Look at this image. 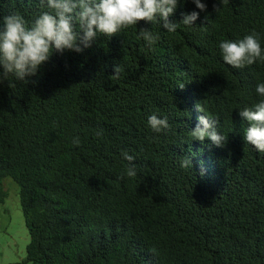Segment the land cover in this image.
<instances>
[{
  "label": "trees",
  "instance_id": "obj_1",
  "mask_svg": "<svg viewBox=\"0 0 264 264\" xmlns=\"http://www.w3.org/2000/svg\"><path fill=\"white\" fill-rule=\"evenodd\" d=\"M202 3L179 0L169 18L200 12L192 28L141 21L81 53L53 51L27 82L11 78L14 88L0 78V204L10 178L30 235L15 264H264V153L246 144L239 116L260 99L264 62L235 69L219 49L254 31L264 48V0ZM40 11L39 0H0V27L5 15L31 22ZM140 29L159 34L154 50L141 51ZM152 114L170 129L153 132ZM207 114L223 147L189 136ZM122 151L137 173L123 180Z\"/></svg>",
  "mask_w": 264,
  "mask_h": 264
},
{
  "label": "clouds",
  "instance_id": "obj_2",
  "mask_svg": "<svg viewBox=\"0 0 264 264\" xmlns=\"http://www.w3.org/2000/svg\"><path fill=\"white\" fill-rule=\"evenodd\" d=\"M192 2L201 12L207 10L202 0ZM178 4L179 0H39L41 11L31 22L19 12L3 16L0 27V66L3 72L0 78L9 79L10 86L14 88L11 78L27 82L26 77L37 75L53 51L61 54L66 50L81 53L91 46L98 35L111 38L126 29L137 28L141 21L159 24L169 33H175L181 25L194 27L200 12L182 14L180 23L169 19ZM137 39L144 41L141 51L154 50L153 46L160 36L152 30L140 29ZM219 49L223 61L235 69L252 66L257 61L264 62V48L255 31L235 41L221 40ZM122 72V65L116 66L111 78L120 79ZM255 91L260 99L252 106L240 108L239 116L250 125L244 131L246 144L264 153V82L258 83ZM197 110L206 112L202 104L197 105ZM219 124L218 118L208 114L200 116L196 127L189 131V136L201 142L208 139L216 147H223L227 137L218 130ZM148 125L155 133L170 129L167 117L159 118L156 114L149 115ZM95 135L102 136L103 130L98 129ZM72 143L79 146L80 138H73ZM121 155L130 164L119 178L123 180L125 175L136 176L135 165L131 163L134 156L127 151H122ZM181 167H191L190 159L183 158Z\"/></svg>",
  "mask_w": 264,
  "mask_h": 264
},
{
  "label": "rangeland",
  "instance_id": "obj_3",
  "mask_svg": "<svg viewBox=\"0 0 264 264\" xmlns=\"http://www.w3.org/2000/svg\"><path fill=\"white\" fill-rule=\"evenodd\" d=\"M4 184L8 198L0 204V264H15L26 257L30 235L18 185L10 178L5 179Z\"/></svg>",
  "mask_w": 264,
  "mask_h": 264
}]
</instances>
